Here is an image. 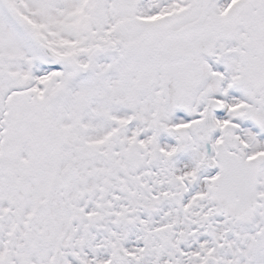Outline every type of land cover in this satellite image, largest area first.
<instances>
[{
  "label": "snow or ice",
  "instance_id": "obj_1",
  "mask_svg": "<svg viewBox=\"0 0 264 264\" xmlns=\"http://www.w3.org/2000/svg\"><path fill=\"white\" fill-rule=\"evenodd\" d=\"M0 264H264V0H0Z\"/></svg>",
  "mask_w": 264,
  "mask_h": 264
}]
</instances>
